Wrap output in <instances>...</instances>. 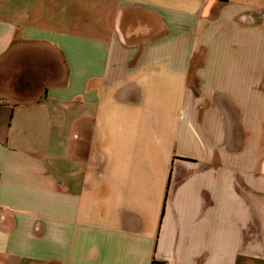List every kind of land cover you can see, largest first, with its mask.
Masks as SVG:
<instances>
[{
  "label": "crops",
  "instance_id": "0c3cea01",
  "mask_svg": "<svg viewBox=\"0 0 264 264\" xmlns=\"http://www.w3.org/2000/svg\"><path fill=\"white\" fill-rule=\"evenodd\" d=\"M263 258L264 0H0V264Z\"/></svg>",
  "mask_w": 264,
  "mask_h": 264
},
{
  "label": "rangeland",
  "instance_id": "374dc122",
  "mask_svg": "<svg viewBox=\"0 0 264 264\" xmlns=\"http://www.w3.org/2000/svg\"><path fill=\"white\" fill-rule=\"evenodd\" d=\"M56 131V130H54ZM256 264L260 263V264H264V258L260 260V262L258 260L255 261Z\"/></svg>",
  "mask_w": 264,
  "mask_h": 264
},
{
  "label": "built area",
  "instance_id": "2783aa9c",
  "mask_svg": "<svg viewBox=\"0 0 264 264\" xmlns=\"http://www.w3.org/2000/svg\"><path fill=\"white\" fill-rule=\"evenodd\" d=\"M158 264H162V263L159 262Z\"/></svg>",
  "mask_w": 264,
  "mask_h": 264
}]
</instances>
